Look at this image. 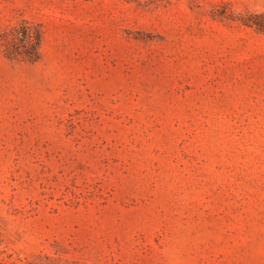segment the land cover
<instances>
[{
	"label": "rangeland",
	"instance_id": "rangeland-1",
	"mask_svg": "<svg viewBox=\"0 0 264 264\" xmlns=\"http://www.w3.org/2000/svg\"><path fill=\"white\" fill-rule=\"evenodd\" d=\"M0 264H264V0H0Z\"/></svg>",
	"mask_w": 264,
	"mask_h": 264
},
{
	"label": "trees",
	"instance_id": "trees-1",
	"mask_svg": "<svg viewBox=\"0 0 264 264\" xmlns=\"http://www.w3.org/2000/svg\"><path fill=\"white\" fill-rule=\"evenodd\" d=\"M26 38L28 39L29 36L26 35ZM29 39H30V38H29ZM29 41H30V45H33V47H34V46L36 47V45H37V39H35V42H33L32 40H29Z\"/></svg>",
	"mask_w": 264,
	"mask_h": 264
}]
</instances>
